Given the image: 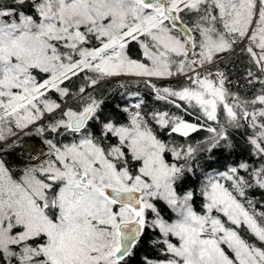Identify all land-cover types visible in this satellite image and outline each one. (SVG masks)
Listing matches in <instances>:
<instances>
[{
	"label": "snow or ice",
	"instance_id": "6c2138e0",
	"mask_svg": "<svg viewBox=\"0 0 264 264\" xmlns=\"http://www.w3.org/2000/svg\"><path fill=\"white\" fill-rule=\"evenodd\" d=\"M0 264H264V0H0Z\"/></svg>",
	"mask_w": 264,
	"mask_h": 264
},
{
	"label": "trees",
	"instance_id": "16d2710c",
	"mask_svg": "<svg viewBox=\"0 0 264 264\" xmlns=\"http://www.w3.org/2000/svg\"><path fill=\"white\" fill-rule=\"evenodd\" d=\"M244 63H245V57L241 56L239 59L235 60L232 63L226 62L225 65H223V70L227 73H229L230 78L233 81H236L238 86H239V91L241 95L247 94L248 93V88L246 85H244V82L240 80L239 78L242 75V71L244 68ZM234 91L237 90L236 88L233 89ZM151 102V101H150ZM153 107H158V108H164L166 107L162 102H151ZM203 135V134H201Z\"/></svg>",
	"mask_w": 264,
	"mask_h": 264
}]
</instances>
